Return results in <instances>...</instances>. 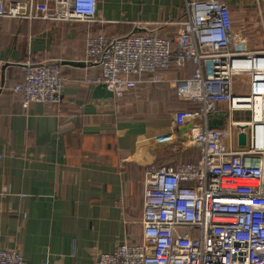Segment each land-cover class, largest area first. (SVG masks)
Instances as JSON below:
<instances>
[{
  "label": "built area",
  "instance_id": "built-area-1",
  "mask_svg": "<svg viewBox=\"0 0 264 264\" xmlns=\"http://www.w3.org/2000/svg\"><path fill=\"white\" fill-rule=\"evenodd\" d=\"M98 1L0 0V18L92 25L105 22ZM246 5L245 12L235 10ZM151 23L177 24L178 30L168 38ZM151 23L138 21V30L125 35L88 34L83 62L100 74L85 81L104 83L115 100L145 78L155 85L163 71L193 63L190 75L170 84L178 100L196 106L174 109L171 119L174 127H189L179 144L197 155L177 164H146L141 241L99 253L95 263L264 264V47L247 48L244 40L248 30L264 35V0L241 7L229 0H184L179 17ZM23 75L11 87L23 107L61 103L66 77L58 61L26 58ZM219 109L229 112L224 128H208V115ZM242 130L245 145L237 140ZM0 264L29 263L17 250L2 248Z\"/></svg>",
  "mask_w": 264,
  "mask_h": 264
},
{
  "label": "crops",
  "instance_id": "crops-1",
  "mask_svg": "<svg viewBox=\"0 0 264 264\" xmlns=\"http://www.w3.org/2000/svg\"><path fill=\"white\" fill-rule=\"evenodd\" d=\"M229 2L241 7L249 0ZM136 9L141 14L134 17ZM97 10L105 22L92 25L0 18V87H8L0 89V249L17 250L29 264H96L99 253L140 242L146 164L197 155L179 144L189 127H174L171 119L185 102L170 83L190 75L192 65L170 67L157 85L139 84L120 102L104 104L92 101L93 86L85 81L100 70L83 62L88 34L120 33L127 20L179 17L184 0H99ZM163 27L165 36L178 30ZM244 40L247 48L264 47L258 29ZM32 56L60 63L61 103L23 107L20 93L11 91Z\"/></svg>",
  "mask_w": 264,
  "mask_h": 264
},
{
  "label": "water",
  "instance_id": "water-1",
  "mask_svg": "<svg viewBox=\"0 0 264 264\" xmlns=\"http://www.w3.org/2000/svg\"><path fill=\"white\" fill-rule=\"evenodd\" d=\"M137 28H134L133 31H137ZM69 64H76L80 65L82 63L80 62H73L68 61ZM91 99L92 101H98L100 100L102 103L107 104L114 100V95L111 90H109L104 83H98L93 85L91 90ZM229 116V112L223 109H219L207 117V127L208 128H216V129H222L225 126L226 119ZM242 129V127L240 126ZM237 140L240 145H245L246 143V134L245 132L239 131L237 134Z\"/></svg>",
  "mask_w": 264,
  "mask_h": 264
},
{
  "label": "trees",
  "instance_id": "trees-1",
  "mask_svg": "<svg viewBox=\"0 0 264 264\" xmlns=\"http://www.w3.org/2000/svg\"><path fill=\"white\" fill-rule=\"evenodd\" d=\"M120 26H121V28H123L122 32L114 33V35H125V34H128V33L132 32L133 31V27L135 26V24L133 22H125V23H120ZM150 27L151 28L157 27L159 32H160V34L165 36L164 34H162V30L164 29V27L162 25L158 26V25H155V24L151 23ZM166 37L172 38V36H166ZM188 64L192 65V69H191V72H192L193 68H194V64L191 63V62H188ZM158 83H160V81ZM158 83H156L155 85H157ZM140 84H148L147 81H146V78L143 79ZM152 86H154V85H152ZM115 100L117 102H120L121 99H115ZM195 106H196V104H193L192 102H185V105L183 107H195ZM178 108H180V107H178ZM132 244H134V243H132Z\"/></svg>",
  "mask_w": 264,
  "mask_h": 264
},
{
  "label": "rangeland",
  "instance_id": "rangeland-1",
  "mask_svg": "<svg viewBox=\"0 0 264 264\" xmlns=\"http://www.w3.org/2000/svg\"><path fill=\"white\" fill-rule=\"evenodd\" d=\"M144 8V7H143ZM143 12V11H142ZM131 14H134V15H132V16H134V17H137L138 15H140L141 13H140V9H136L135 11H134V13H133V11L131 12ZM146 20H148V19H146ZM142 21H145V20H142ZM125 22H130V21H125ZM146 23H151V22H153V20H149V21H145ZM86 35V34H85ZM233 117L234 118H245L246 117V115L244 114V115H242V114H239V115H235V114H233Z\"/></svg>",
  "mask_w": 264,
  "mask_h": 264
}]
</instances>
